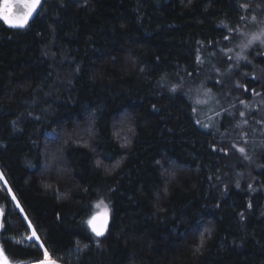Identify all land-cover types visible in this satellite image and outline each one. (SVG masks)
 <instances>
[{"label":"trees","instance_id":"trees-1","mask_svg":"<svg viewBox=\"0 0 264 264\" xmlns=\"http://www.w3.org/2000/svg\"><path fill=\"white\" fill-rule=\"evenodd\" d=\"M262 5L44 0L23 29L0 20V173L27 216L0 182L11 263L43 258L27 240L31 223L62 264H264V54L245 81L261 101L251 144H218L169 87L200 80L221 61L229 29ZM53 152L59 160L45 170ZM101 199L110 222L98 239L85 221Z\"/></svg>","mask_w":264,"mask_h":264},{"label":"rangeland","instance_id":"rangeland-1","mask_svg":"<svg viewBox=\"0 0 264 264\" xmlns=\"http://www.w3.org/2000/svg\"><path fill=\"white\" fill-rule=\"evenodd\" d=\"M247 10L249 9L247 8ZM254 14L245 16L246 19H244L242 26L238 28L246 34L245 36L234 33V35H230L229 39L226 40L227 47L221 50L220 62H214L212 65L209 64L205 68L200 80L179 84L180 87L178 89L187 95L193 107L197 109L195 112L196 121L200 120L202 124L209 123L211 125L207 130L213 133L218 144H221V142L227 143V141L230 144H251L248 123L253 120L254 114L259 111L261 101L254 95V91L248 89L245 81L247 78L256 76L259 69L255 60L257 56L264 54V44L256 42L250 48L246 49L242 53L246 59L237 61L236 56L237 53L241 52L240 44L245 42L247 34L259 30V23H251L252 16H256L257 21H264V5H262L261 10ZM228 49H231V51H227ZM237 84L240 86L237 87ZM169 87L171 88L172 85ZM205 89H211L209 96L204 94ZM197 99L207 100L208 102L206 104H196L195 101ZM241 100H244L248 104V107L241 104ZM241 112H244L245 115L241 116ZM244 121H247V124ZM198 125L202 127L201 124ZM242 133L244 134L243 136ZM5 181V177L3 180H0L8 190L9 186L8 183L5 184ZM12 195H14L13 192H11ZM14 203L16 206L17 199ZM18 209L20 210V208ZM99 210L102 211L103 208L101 207ZM1 216L0 213V220ZM23 216L25 217L24 213ZM32 230L33 228H30V235ZM29 242H36L39 245L42 244L40 238L39 240L33 238ZM10 264L13 263L10 262Z\"/></svg>","mask_w":264,"mask_h":264},{"label":"snow or ice","instance_id":"snow-or-ice-1","mask_svg":"<svg viewBox=\"0 0 264 264\" xmlns=\"http://www.w3.org/2000/svg\"><path fill=\"white\" fill-rule=\"evenodd\" d=\"M189 2H191V0H189ZM41 5V0H0V20L3 21L4 24L8 25L9 27L12 28H19V29H23L25 28L28 24L30 19L33 16V13L36 12L38 6ZM242 8L247 9L249 7V5L247 4H242L241 5ZM246 19L244 16L241 17V20ZM251 23H259L260 27L259 30L257 32H253L251 34H247V39L245 40V42L240 44V49L241 52L237 53L236 59L237 61L242 60V59H246L245 56L242 55V53L250 48L254 43L259 42L261 44H264V21H257V17L256 16H252L251 18ZM229 32H236V34L241 35V36H245L246 34L242 31H240L239 29H229ZM225 40L229 39L228 36L224 37ZM227 51H231V49H228ZM214 55V54H213ZM197 63L201 64L203 63V61L201 60L200 56H197ZM229 59H231V57H229ZM143 71V69H142ZM189 75H191V73H189ZM219 83V81H218ZM240 85L237 84V87H239ZM180 87V85H172V87L170 88V91L175 92L177 91V89ZM247 90V89H245ZM211 93V89H205L204 90V94L206 96H209V94ZM254 95H260V93H256L254 92ZM208 101L207 100H200L197 99L195 101L196 104H206ZM241 104H244L245 107H248V104L244 101L241 100L240 101ZM193 113H195L197 111V109L194 107L192 109ZM218 115V113H217ZM241 116H244L245 113L241 112L240 113ZM197 124H201V126L205 129L210 128L211 125L209 123H201L200 120L196 121ZM245 124H247V121H244ZM257 123H261V121H257ZM237 127H239V125H237ZM85 131L88 132L89 136L92 135V129L89 127L88 129H86ZM129 132L132 131L131 128L128 129ZM114 136H116L117 138H121L120 137V132H114L113 133ZM244 134L242 133V136ZM53 140H55V137L52 138ZM123 139L125 140V143L121 144V147H127L128 146V139L127 137H123ZM65 143H67V141H65ZM245 143H247V141H245ZM87 146V145H85ZM234 148H236V145H233ZM215 150V149H214ZM237 151H239L241 153V155L244 156V159L248 160L250 159V157L246 154L245 148L244 147H238ZM226 154V153H225ZM59 160V157L56 155L55 152L50 153V154H46V159H45V170L51 168L53 166L54 163H56ZM157 164H160V161L156 162ZM31 166V165H30ZM96 166L97 168L101 167V161L97 160L96 161ZM120 166V162L118 161L116 163V165L113 166V169L117 168ZM59 171V169H58ZM170 176H174V173H169ZM4 176L3 173H0V180H3ZM5 184H7V182L5 181ZM237 187H239V182H237ZM46 188L50 187L49 185H45ZM249 189H252V184L248 185ZM9 194L11 195V189H8ZM57 197L58 198H67V197H60L59 191L57 190ZM11 199L13 201H16V197L14 195L11 196ZM251 206V205H249ZM16 207L20 208L21 212H23V209L21 208L20 204L17 202L16 203ZM92 207L94 209H97V211H94L92 213V215L85 221L88 229H90L91 233L99 238V237H103L105 235V232L108 229V223H109V208L108 205L104 202L103 199L97 201L95 204L92 205ZM101 207L103 208L102 211H100L99 209H101ZM25 220H27V216L24 217ZM243 218V217H242ZM4 225L0 224V228H3ZM29 228H32L31 223H29L28 225ZM205 233H207V238L211 237L212 234V229L210 228H205L204 232H201L199 235V244L195 247V251H199L200 248L204 245L205 240H206V236ZM29 241H31L33 238H35L36 240H39V237L37 236L35 230L33 229L31 232V235L27 237ZM39 247L41 249H43V258L42 259H37L33 262V264H59V261L53 257V255L44 247L43 244H40ZM85 247H87V245H85ZM78 251L81 249H77ZM0 264H10V261L8 259V257L5 255V251L3 248H0Z\"/></svg>","mask_w":264,"mask_h":264},{"label":"water","instance_id":"water-1","mask_svg":"<svg viewBox=\"0 0 264 264\" xmlns=\"http://www.w3.org/2000/svg\"><path fill=\"white\" fill-rule=\"evenodd\" d=\"M43 1H44V0H41V5L38 6L36 12L33 13V16H32V18L30 19L29 23H30V22L36 17V15L38 14V12H39V10H40V8H41V6H42ZM1 21H2V20H1ZM2 22H3V21H2ZM5 25H6V24H5ZM7 26H8V25H7ZM17 29H19V28H17ZM109 222H110V216H109ZM108 226H109V223H108ZM105 234H106V232H105ZM94 237H95V236H94ZM103 237H104V236H103ZM103 237H99L98 239H101V238H103ZM95 238H97V237H95ZM0 248H1V246H0ZM28 264H33V262H32V263H28ZM59 264H62V263L59 262Z\"/></svg>","mask_w":264,"mask_h":264}]
</instances>
